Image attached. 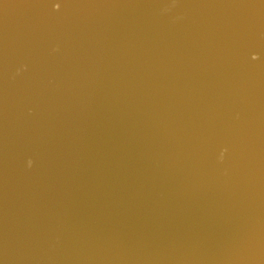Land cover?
<instances>
[{
  "label": "water",
  "instance_id": "95a60500",
  "mask_svg": "<svg viewBox=\"0 0 264 264\" xmlns=\"http://www.w3.org/2000/svg\"><path fill=\"white\" fill-rule=\"evenodd\" d=\"M0 264H264V0H0Z\"/></svg>",
  "mask_w": 264,
  "mask_h": 264
}]
</instances>
